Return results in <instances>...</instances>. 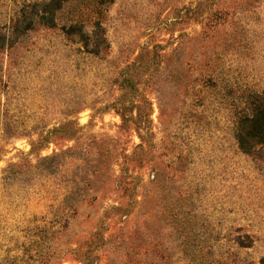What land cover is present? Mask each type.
<instances>
[{
  "label": "rangeland",
  "instance_id": "obj_1",
  "mask_svg": "<svg viewBox=\"0 0 264 264\" xmlns=\"http://www.w3.org/2000/svg\"><path fill=\"white\" fill-rule=\"evenodd\" d=\"M43 1L0 0V264H259L264 0Z\"/></svg>",
  "mask_w": 264,
  "mask_h": 264
},
{
  "label": "trees",
  "instance_id": "obj_2",
  "mask_svg": "<svg viewBox=\"0 0 264 264\" xmlns=\"http://www.w3.org/2000/svg\"><path fill=\"white\" fill-rule=\"evenodd\" d=\"M67 0H44L41 3L38 23L55 27V12L61 9L62 3ZM66 33L78 29L77 21H70ZM64 29V25L61 27ZM235 137L238 146L243 151H249L255 146L264 145V90L247 96L244 106L235 113ZM259 264H264V256L259 259Z\"/></svg>",
  "mask_w": 264,
  "mask_h": 264
}]
</instances>
